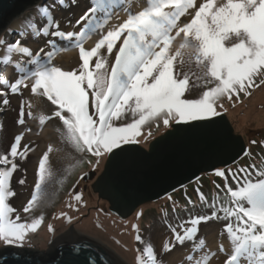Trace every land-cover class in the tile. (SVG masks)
<instances>
[{
  "label": "snow or ice",
  "instance_id": "1",
  "mask_svg": "<svg viewBox=\"0 0 264 264\" xmlns=\"http://www.w3.org/2000/svg\"><path fill=\"white\" fill-rule=\"evenodd\" d=\"M132 2L89 0L91 6L71 25L79 31H64L54 12L57 6L63 8L65 0L51 4L41 0L35 5L36 16L22 21L18 30H8L18 38L0 37V68L13 69L11 79L0 73V97L7 106L9 93L21 96L16 123L24 129L14 134L9 149L0 155V242L5 246L23 247L27 234L35 233L43 221L42 215L23 220L10 203L15 196L11 178L20 170L17 158L26 162L32 151L30 143H23L31 132L25 121V91L46 97L55 106L50 116H39V124L58 119L66 142L75 151L94 156L98 165L102 158L122 160L133 151L127 146L139 143L146 122L162 120L165 129L173 124L211 129L221 115L218 101L250 95L252 88L264 85V0H145L146 6L139 10L132 8ZM120 8L127 18L103 32L113 10ZM183 17L190 19L181 24ZM96 33L101 34L94 46L85 47ZM176 37L181 40L173 46ZM58 41L79 49L77 68L62 70L54 65V56L63 50ZM113 54L114 62L109 64ZM193 56L203 73L197 81L203 79L206 86L197 98H189L193 87L183 71ZM129 113L132 120L123 122ZM27 115L37 118L30 110ZM51 151L49 146L38 159L34 189L22 206L25 214L47 202ZM215 175L222 184L214 185L211 199L196 188L199 204L187 194L183 205L172 201L171 213L163 212L168 234L159 253L148 242L136 249L134 264H264V167L216 169ZM18 183L23 186L26 176ZM113 190L119 195L115 185ZM74 199L79 202L83 196L74 192ZM61 216L72 221L66 213ZM212 221L223 223L216 228ZM202 224L205 232H216L220 238L215 251L200 235ZM133 227L140 232L137 225ZM49 230L53 231L51 225ZM135 240L143 243L140 234ZM81 250L74 244L72 255L78 257ZM219 254L225 259L219 261ZM86 260L96 264L92 256Z\"/></svg>",
  "mask_w": 264,
  "mask_h": 264
},
{
  "label": "rangeland",
  "instance_id": "2",
  "mask_svg": "<svg viewBox=\"0 0 264 264\" xmlns=\"http://www.w3.org/2000/svg\"><path fill=\"white\" fill-rule=\"evenodd\" d=\"M145 5V0H139ZM47 3H53V0H46ZM202 2V0H198ZM135 2H132V8ZM89 0H65L63 8L57 6L54 12L55 18L59 21L61 30L79 31L78 28H73L76 20L83 15L90 7ZM140 8V7H139ZM37 15V10L34 7L26 10L20 17L14 19L0 34V37H6L9 40L18 38L15 32L9 34V29L18 30L22 21ZM119 17V18H117ZM127 18L126 12L123 8L114 9L110 24L103 29L106 32L112 26L121 23ZM181 18L180 23H186L189 17ZM71 22V24H69ZM101 33L90 35L85 42V47L94 46V43L99 39ZM175 36V32H173ZM183 35V34H181ZM181 37H176L173 41V46H178ZM119 43V42H118ZM59 46L63 49L57 52L53 58L55 66H59L62 70H72L77 68L80 61L79 49L74 46H68L63 41H58ZM47 50V49H46ZM73 52L75 55L66 62L62 56L64 53ZM104 55H107L105 50H101ZM115 51V50H114ZM114 54L109 58V64L114 62ZM95 58L92 63L94 64ZM3 68H0V73ZM11 70V68H10ZM13 71V69H12ZM11 71V72H12ZM183 71L189 74V83L193 87V92L189 98H197L198 95L205 90L203 79L197 81V77H202V67L197 64L195 56H193L190 63H186ZM10 72V73H11ZM9 78L12 77L9 75ZM259 83V81H257ZM10 104L5 106L3 104V97H0V155H3L10 146L14 134H17L24 129L16 123L19 112V102L21 96L12 95L9 93L8 97ZM23 99L27 101L25 108L26 126L31 128V132L25 135L23 143L31 144L32 151L29 152L26 162L17 158L20 170L16 171L11 178V187L15 192V196L10 198V203L17 208L23 220H30L32 217L43 216L42 224L38 227L35 233H29L26 236L24 246L35 249H46L51 242L63 234H68L70 230L86 237L94 239L109 249L119 257L125 264H134V257L137 254L136 249H142L148 242L155 245L157 252L160 251V244L163 237L168 234V229L165 226L163 212L167 210L171 213L172 201L178 204H185V194L192 197L194 201L199 204L198 196L195 192L196 188H201L203 193L211 199L212 194L216 191L214 185L222 184L221 178L215 175V170L207 173H202L193 182L177 189L167 195L144 204H141L135 211L125 217L119 218L113 215L108 209V202L98 198L97 193L91 189V184L95 177L102 171L103 164L106 158H102L97 165L96 158L89 153H79L75 151L63 135L61 122L52 118L45 122L43 126L39 124V116H50L55 110V106L51 105L46 97L32 96L25 91ZM217 110L224 113L231 122L235 132L241 134L246 144L245 153L237 159L234 163L217 168L235 169L244 165L255 164L259 169L264 167V85L254 87L250 90V95L243 94L236 98L233 96L231 100L227 97L222 98L217 102ZM223 107H219V105ZM31 111L36 119H32L27 115ZM132 116L129 113L123 122H130ZM119 121L117 124L119 125ZM157 124L159 126H157ZM170 128V127H169ZM168 128V129H169ZM165 127L161 121L152 120L146 122L142 126V134L137 139L141 146L147 149L148 143L156 136L165 132ZM149 132L151 135L149 136ZM255 141L256 143H252ZM51 146L52 151L49 153V165L52 176L46 188L47 202L38 205L36 210L30 214H25L22 211V206L26 204L34 189L37 179L36 170L38 167V159L44 151ZM255 146L258 147L259 152L254 154ZM80 161L78 166L70 168V165L76 164ZM91 172V178H84L80 180V176ZM26 176V183L21 186L18 181L21 177ZM216 177V178H215ZM215 179V181H214ZM255 179V175H253ZM74 186H76L74 188ZM74 192L82 194L83 199L77 202L74 199ZM171 197V199H169ZM69 204L72 207H69ZM68 213L72 217V221L68 222L66 217H62L61 213ZM140 214V215H138ZM207 214V213H201ZM182 216L186 214L182 213ZM174 222V221H171ZM132 223V226L130 225ZM213 226L218 228L223 222H210ZM110 224V228H109ZM49 225L52 226L53 231L49 230ZM133 225H137L140 232L137 233ZM126 227H129L127 229ZM71 228V229H70ZM140 234L143 238V243H137L135 236ZM201 236H204L212 249L215 251L216 246L220 243V238L216 232H205V225H201ZM5 246L0 242V247ZM225 259L224 254H219L218 260ZM217 264V262H214Z\"/></svg>",
  "mask_w": 264,
  "mask_h": 264
},
{
  "label": "water",
  "instance_id": "3",
  "mask_svg": "<svg viewBox=\"0 0 264 264\" xmlns=\"http://www.w3.org/2000/svg\"><path fill=\"white\" fill-rule=\"evenodd\" d=\"M40 1L0 0V34L14 19ZM215 119L217 124L211 129L173 124L153 138L147 149L138 143L128 145L133 151L124 159H105L91 189L98 198L108 202L113 215L125 218L141 204L191 183L200 174L234 163L246 151L244 138L234 131L224 113ZM92 175L89 172L84 178ZM113 185L119 195L114 193ZM70 233L73 230L58 236L43 250L26 246L0 247V259L3 264H72L73 261L87 264L86 257L92 256L96 264H125L100 242ZM74 244L82 246L78 257L72 255Z\"/></svg>",
  "mask_w": 264,
  "mask_h": 264
},
{
  "label": "bare ground",
  "instance_id": "4",
  "mask_svg": "<svg viewBox=\"0 0 264 264\" xmlns=\"http://www.w3.org/2000/svg\"><path fill=\"white\" fill-rule=\"evenodd\" d=\"M200 1V0H199ZM144 4L142 3V2H140L139 1V4H137V3H135V5H134V7H138V9L137 10H139L140 8L139 7H142ZM135 10H136V8H135ZM188 18V17H187ZM186 18V19H187ZM75 54L73 53V52H67V53H64L62 56L64 57V60L66 61V62H68L70 59H71V57H73ZM79 60V59H78ZM10 68L11 67H8V68H3V70L1 71V73L2 74H5V75H9L10 74V72L12 71V68H11V70H10ZM67 214V216H68V213H66ZM131 226H132V223L130 224ZM111 226H110V224H109V228H110ZM127 229H129V227H126ZM66 234V233H65ZM70 234H75V235H79V234H77V233H75V232H73V233H70ZM79 236H81V235H79ZM126 263V262H125Z\"/></svg>",
  "mask_w": 264,
  "mask_h": 264
},
{
  "label": "trees",
  "instance_id": "5",
  "mask_svg": "<svg viewBox=\"0 0 264 264\" xmlns=\"http://www.w3.org/2000/svg\"><path fill=\"white\" fill-rule=\"evenodd\" d=\"M258 149V147L257 146H255V148H254V150H257ZM259 152V149L256 151V152H254V154H257ZM264 160V159H263ZM201 176V175H200ZM216 178V177H215ZM217 180L219 179V178H216ZM214 181H215V179H214ZM216 182V181H215ZM216 184H217V182H216ZM197 201V200H196Z\"/></svg>",
  "mask_w": 264,
  "mask_h": 264
}]
</instances>
